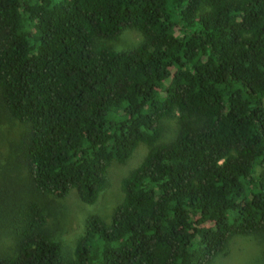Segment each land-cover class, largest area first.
Here are the masks:
<instances>
[{
	"label": "trees",
	"instance_id": "1",
	"mask_svg": "<svg viewBox=\"0 0 264 264\" xmlns=\"http://www.w3.org/2000/svg\"><path fill=\"white\" fill-rule=\"evenodd\" d=\"M128 29L136 48L103 43ZM0 92L40 196L93 206L147 148L72 255L32 200L0 264H214L264 235V0H0Z\"/></svg>",
	"mask_w": 264,
	"mask_h": 264
},
{
	"label": "rangeland",
	"instance_id": "2",
	"mask_svg": "<svg viewBox=\"0 0 264 264\" xmlns=\"http://www.w3.org/2000/svg\"><path fill=\"white\" fill-rule=\"evenodd\" d=\"M143 42L137 30L128 29L116 41H103L115 51H127ZM168 85L171 84L169 80ZM1 93V92H0ZM165 139L177 132L178 119L165 121ZM30 127L16 120L8 111L0 94V252L9 253L15 245L14 221L19 205L32 200L48 202V228L62 243L64 254L72 255L77 240L85 234L88 219L97 215L106 223L111 222L114 209L123 201L122 181L143 161L147 154L144 145L124 165L113 163L109 169V186L93 206L83 204L75 191L64 199L43 197L35 193L23 157L30 136ZM214 264H264V235L235 237L225 253Z\"/></svg>",
	"mask_w": 264,
	"mask_h": 264
}]
</instances>
